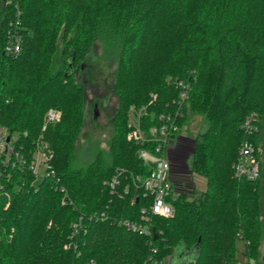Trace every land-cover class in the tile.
Instances as JSON below:
<instances>
[{"label": "trees", "instance_id": "obj_1", "mask_svg": "<svg viewBox=\"0 0 264 264\" xmlns=\"http://www.w3.org/2000/svg\"><path fill=\"white\" fill-rule=\"evenodd\" d=\"M11 36L18 52L3 50ZM97 45L116 59L115 129L107 151L89 143L80 162L83 68ZM132 104L147 106L146 127L160 114L175 120L173 139L194 118L206 123L188 167L205 187L174 180V213H150V236L119 222L140 219L142 191L133 200V189L119 197L107 186L121 170L128 180L152 168L139 154L145 144L127 136ZM49 108L59 116L46 121ZM0 123L25 159L0 162V264H170L180 251H196L194 264H237L239 240L247 264L264 262V0H0ZM245 139L261 163L257 179L234 175ZM39 141L52 154L43 176L28 167Z\"/></svg>", "mask_w": 264, "mask_h": 264}, {"label": "built area", "instance_id": "obj_2", "mask_svg": "<svg viewBox=\"0 0 264 264\" xmlns=\"http://www.w3.org/2000/svg\"><path fill=\"white\" fill-rule=\"evenodd\" d=\"M20 41L18 38L9 37L5 42L3 50L9 53H15L20 50ZM178 85L182 87L181 96H186L187 84L183 80H178ZM155 95L153 96V98ZM146 105L132 104L128 110V133L129 139L145 146L139 149L140 156L147 162L152 163L151 170L146 174H131L128 180L122 178L121 170L107 180V186L113 195L126 197L134 190L132 199H138V191H142L144 197H147L148 204L142 208L140 219L120 218L119 222L127 228L145 235H152L154 227L151 223L150 213L153 215L168 216L174 213V206L168 199L169 194L177 190L174 180L170 177L171 160L169 159L167 146L171 145V134L179 126L169 115L160 114L156 123L148 127L144 125V115L147 113ZM59 116L57 110L49 108L45 112L44 119L52 120ZM257 115L250 113L245 121V129L251 133L257 129ZM154 143L155 147H149ZM255 146L253 141L245 139L240 147L237 160L233 163L234 175L237 178L257 179L261 175V163L255 156ZM51 152L45 141H39L34 152L33 158L29 162V169L36 176L49 174L51 169ZM0 162L2 164L12 163V165H23L25 159L14 148L12 137L7 128L0 123ZM1 174V172H0ZM106 211L95 214L96 217H105ZM74 231L80 228V223L74 222Z\"/></svg>", "mask_w": 264, "mask_h": 264}, {"label": "rangeland", "instance_id": "obj_3", "mask_svg": "<svg viewBox=\"0 0 264 264\" xmlns=\"http://www.w3.org/2000/svg\"><path fill=\"white\" fill-rule=\"evenodd\" d=\"M86 65L89 66L83 68L85 69L84 71H86V77L89 79L86 84L88 91L86 99V118L80 130L81 147L76 151V158L77 160L80 159L78 160L80 162L84 157V147L89 143L95 144L98 149H102L104 152L108 150L109 142L115 129L113 118L117 110V97L113 93V80L117 67L115 56L105 59L102 46L97 45L91 50ZM80 76L81 79L83 78L84 80V76ZM205 128L206 123H198V119L194 118L177 133L174 139H171V145L167 146L172 168L170 170V177L172 179L176 178L179 181L185 179V181L189 183L186 182L183 184L184 186L191 184L193 181L198 189L205 187L204 177L197 173H191L188 169L192 161V149L195 135ZM261 178L264 182V159ZM238 246L237 264H247L248 257L243 252L245 248L244 241L239 240ZM261 250L264 258V209ZM166 261L168 263L169 259ZM262 264H264V262Z\"/></svg>", "mask_w": 264, "mask_h": 264}, {"label": "water", "instance_id": "obj_4", "mask_svg": "<svg viewBox=\"0 0 264 264\" xmlns=\"http://www.w3.org/2000/svg\"><path fill=\"white\" fill-rule=\"evenodd\" d=\"M196 251H180L172 256L170 264H194Z\"/></svg>", "mask_w": 264, "mask_h": 264}, {"label": "crops", "instance_id": "obj_5", "mask_svg": "<svg viewBox=\"0 0 264 264\" xmlns=\"http://www.w3.org/2000/svg\"><path fill=\"white\" fill-rule=\"evenodd\" d=\"M173 180L179 181L178 179L174 178Z\"/></svg>", "mask_w": 264, "mask_h": 264}]
</instances>
